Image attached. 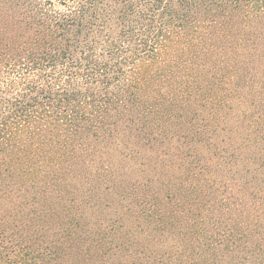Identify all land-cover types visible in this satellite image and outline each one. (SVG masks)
<instances>
[{
  "label": "trees",
  "instance_id": "1",
  "mask_svg": "<svg viewBox=\"0 0 264 264\" xmlns=\"http://www.w3.org/2000/svg\"><path fill=\"white\" fill-rule=\"evenodd\" d=\"M0 7L11 9L0 13V264H75L71 248L65 257L77 232L71 206L83 190L115 192L118 180L108 187L93 179L114 177L115 156L126 158L133 139L149 144V159L167 155L189 176L177 188L151 179L148 220L160 208L171 213L157 212L170 243L168 253L144 257L147 264H264V204L255 202L264 187L241 176L258 162L250 149L264 142V0ZM232 109L240 122L233 137L245 127L243 142L226 133ZM235 142L238 207V180L218 182L211 171ZM144 241L157 243L148 233Z\"/></svg>",
  "mask_w": 264,
  "mask_h": 264
},
{
  "label": "rangeland",
  "instance_id": "2",
  "mask_svg": "<svg viewBox=\"0 0 264 264\" xmlns=\"http://www.w3.org/2000/svg\"><path fill=\"white\" fill-rule=\"evenodd\" d=\"M8 11L10 12L11 9L0 7V13ZM235 110L224 112L228 125L226 133L231 135L232 130V137L235 135L234 132H236L234 130H237L240 126V122L237 124L233 118L236 115L233 113ZM247 117L250 118V116ZM246 130L245 127L240 128L239 133L233 139L236 142H243L238 136L239 134L244 136L247 133ZM230 138L228 135H224L223 140L220 142L226 144ZM134 140H131L128 146L130 152L126 153V158H122L121 155L115 156L120 161L116 162L118 172L114 177L104 180L102 176H95L93 179V182H98L100 185L108 184V187L109 185L111 186L113 180L116 182L118 180L119 185L116 190L114 189L115 192L111 188H104V186L92 191L83 190L80 192L82 200L78 202L77 206L76 204L71 206L74 208L72 211L75 212L73 213L75 215L72 218L68 217V221L76 226L77 232L67 238L66 245H68V249L65 257L69 262V248H71V256L74 257L72 262L75 264H147L144 257L158 253H168L170 241H167V237L159 229L161 226L157 223L159 218L157 212L159 211L160 213L161 210L163 214L164 211L161 208L157 212L154 211L152 218L148 220L150 210L152 208L155 210L153 205L156 204L152 195L154 186L151 184V179L160 175L163 180H169L170 183L174 182L172 186L177 188L180 185V178L184 179L183 182L186 183L189 180V176H186L185 172L184 174L179 173V163H176V161L173 162L174 164L171 163L170 157H167V155L161 158L153 157L149 159V144L142 141L134 142ZM236 142L232 146L229 144L227 151L223 152L222 156H215L216 160L220 162L221 160L226 161L225 165H221L220 171L216 172L214 167L211 168L212 176L216 177L218 182L229 184L238 180L235 183L237 189H234V191L236 192H234L231 199L234 201V207H238L241 204V176L245 175L248 178L246 184L257 181L258 187H264V183L260 181L261 176H264V142L261 141V144L257 146L258 148L250 149V158L254 160L257 157L258 162L254 161L255 164L251 162L250 168L246 167V173H242L241 176L240 165L237 163L239 160L235 159L238 152L235 148L236 146L240 147L242 144ZM138 152L142 154L139 155ZM155 163H159L158 167L160 169ZM236 163L237 165H235ZM130 165H133V169L125 172V168ZM189 167H191L190 164L186 168ZM216 174L220 177H217ZM179 188L183 190L182 186ZM227 188L224 189V195L231 191L227 192ZM249 194L250 197L259 195L251 190ZM262 196L257 200L254 199L258 205L260 203L264 204V195ZM187 202L188 199L183 200V207L188 205ZM167 205H172L175 210L182 209L180 206L176 207L174 203ZM173 207L169 208L173 209ZM235 213L237 214L236 211ZM164 214L171 213L166 211ZM177 215L179 214H175V216ZM186 216L188 214L185 213ZM237 216L235 215L234 218H237ZM153 220L157 225L153 224ZM58 224L59 222H56V226ZM147 233L150 234L151 240L155 238L157 243L145 242Z\"/></svg>",
  "mask_w": 264,
  "mask_h": 264
}]
</instances>
